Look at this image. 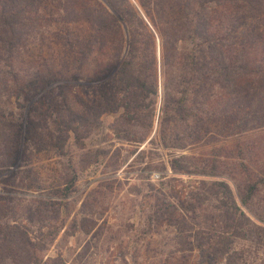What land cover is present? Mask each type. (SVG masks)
I'll list each match as a JSON object with an SVG mask.
<instances>
[{
	"label": "rangeland",
	"instance_id": "obj_1",
	"mask_svg": "<svg viewBox=\"0 0 264 264\" xmlns=\"http://www.w3.org/2000/svg\"><path fill=\"white\" fill-rule=\"evenodd\" d=\"M255 1L241 4L264 8V0ZM0 2L15 8L24 0ZM130 2L151 29V0H142L146 7ZM199 2L192 6L202 11ZM42 5L41 17L48 22L34 21L41 32L32 33L13 60L0 61V76L7 77L11 90L17 87L10 73L21 83L20 78L48 76L50 70L56 80L43 92L65 87L62 92L75 109V116L61 117L62 128L71 131L62 133L59 149L29 143L24 161L0 171V200L10 209V222L45 244L40 264H264V115L251 114L253 102L236 105L231 85L210 102L206 88L181 82L186 75L180 63L195 50V41L180 43L165 66L157 37L155 72L145 76L140 67L152 59L150 45L144 51L139 46L136 60L147 96L137 97L136 108L128 112L120 98L121 107L111 111L100 94L114 71L101 79L99 69L110 62L112 51L95 45L83 57L80 43L93 35V26L72 21L57 4ZM130 21L139 22L138 17ZM80 73L83 80L76 83ZM7 89L0 86L2 109L24 124L40 95L27 101L24 94L4 93ZM180 91L186 93L190 117L177 121L176 104L169 101L171 95L179 99ZM49 127L57 139V126L49 120ZM251 186L256 189L244 203ZM168 206L173 224L165 221L166 214L160 220L164 213L157 211ZM223 236L229 237L226 250L217 242ZM212 243L218 248L209 261L205 253Z\"/></svg>",
	"mask_w": 264,
	"mask_h": 264
},
{
	"label": "trees",
	"instance_id": "obj_2",
	"mask_svg": "<svg viewBox=\"0 0 264 264\" xmlns=\"http://www.w3.org/2000/svg\"><path fill=\"white\" fill-rule=\"evenodd\" d=\"M136 1H139L142 7L148 6L142 0ZM169 1L173 0H151L153 3L151 12L147 11V15L153 19L151 29L141 19L138 10L130 0H120V2L105 0L106 3L100 0H24L19 7H0V34L3 35L0 39L2 54H0V61L13 60L27 45V39L32 33L41 32V27L35 26L34 21L48 22L47 18L41 17V14L46 11L45 6L42 5L43 2L57 4L59 10L62 8L63 11H67L68 15H71L72 21L93 26V35L80 43L83 57L94 49L95 45L101 47L102 51L107 48L112 51L109 57L110 62L99 69L101 79L108 77L114 71V77L111 76V81L103 84L100 94L104 103L111 104V111L115 105L116 109L121 107L117 106V100L120 98L124 101L122 106L128 112L136 108L137 97L147 96L141 90L143 88L144 91H149L147 82L139 77L143 74L149 76L151 72H155L157 66L155 46L158 37L165 66L170 64L171 57H174V50L180 43L187 40L195 41V50L189 52L186 58L185 54L181 58H185V63H180V65L186 75L181 77L182 83L206 88L203 90L204 93L206 91L210 102L215 98L221 99V96L217 95L218 91H223L230 85L234 86L236 105L246 108V105L252 101L254 109L251 114H257V117L263 116L264 8L242 5L243 0H199V8L202 9L199 11L193 9L195 0H180L179 2L174 0V7H168ZM202 1L206 3L203 4ZM34 2H39V5L34 6ZM182 3H185L184 7ZM227 3L232 4L227 5ZM61 16V20L71 22L69 18ZM131 17H138L139 22L133 23L130 21ZM50 18L55 19L54 16ZM197 39H200L202 43L196 42ZM140 45H144L143 51L151 46L153 53L151 60L140 65L143 74L141 70H137L139 65L136 64V60L141 56ZM81 61L84 66L83 58ZM8 65L12 66V63ZM83 66L81 65L82 68ZM10 74L17 89H9L7 77L0 76V86L8 87L4 93H16L18 96L24 94V99L27 101H31L34 96H40L37 104H34L36 106H31L24 124L15 123L12 120L13 113L6 114L0 102L1 172L11 170L17 165L19 159L24 161L29 143L43 150L59 149L58 143L64 138L62 133H67L69 129L71 131V128H62L64 124L61 117L65 113L75 116V109L72 108L68 94L62 92L65 87L61 88L60 93L53 88L43 92L56 80L50 70L48 76L34 73L30 79L20 78L21 83L18 75ZM81 77V73L75 77L76 83L83 80ZM90 80L94 82L93 78ZM179 93L181 94L179 99H174L171 95L169 101L170 103L172 100V103L176 104L177 121L190 117L185 106L186 93L183 91ZM208 100L205 99V101ZM79 104L82 105L84 102H79ZM239 112L242 114L245 110L240 109ZM49 120L59 130L60 135L57 139L51 134ZM216 186L228 192V186L225 184L219 183ZM255 189V186H251L250 194L244 199V203H247ZM170 210L171 206H168L157 211L159 214L164 213L160 220L163 221V216L166 214L165 221L168 220V223L173 224L176 220L171 218ZM9 211L10 209L0 200V264H40L41 252L45 244L41 243L42 239L39 243L34 242L25 229L10 222V216L7 214ZM217 242L222 245L223 250H226L229 237L223 236ZM214 245L215 243H212L210 251L205 253V259L207 257L209 261L213 260L208 255L217 252L218 246Z\"/></svg>",
	"mask_w": 264,
	"mask_h": 264
}]
</instances>
